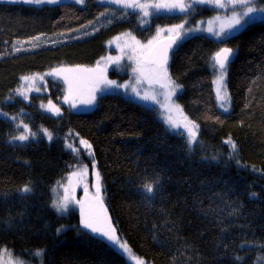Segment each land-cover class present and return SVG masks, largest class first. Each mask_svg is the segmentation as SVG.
Wrapping results in <instances>:
<instances>
[{"label":"trees","instance_id":"obj_1","mask_svg":"<svg viewBox=\"0 0 264 264\" xmlns=\"http://www.w3.org/2000/svg\"><path fill=\"white\" fill-rule=\"evenodd\" d=\"M193 8L186 14L160 10L143 29L138 13L98 0L83 6L0 0V111L8 114H0V255L9 252L23 264H130L110 242L88 232L79 213L54 209V188L80 164L68 144L78 148L83 139L101 174L106 215L138 258L148 264H257L264 256V248H241L264 244V22L245 25L226 43L191 36L171 53L168 72L181 86L177 102L199 126L191 147L188 135L171 132L155 107L120 94L99 96L90 112L57 117L39 105L57 101L59 83L48 81L51 94L29 103L15 96L22 77L96 64L113 52L107 41L126 31L143 39L158 27L187 19L189 27L223 13ZM221 47L235 50L226 76L228 112L217 102L211 67ZM21 134L29 139H12ZM229 138L235 152L225 143ZM155 180L159 191L146 200L143 186ZM25 185L31 192L21 193Z\"/></svg>","mask_w":264,"mask_h":264},{"label":"snow or ice","instance_id":"obj_2","mask_svg":"<svg viewBox=\"0 0 264 264\" xmlns=\"http://www.w3.org/2000/svg\"><path fill=\"white\" fill-rule=\"evenodd\" d=\"M9 2L17 3V2H23L26 4H34V5H56L60 3V0H9ZM101 3L106 4H114L119 8L123 9H133L139 10L140 18H141V25L146 23V20L144 18H147L151 15H153V12L150 11V9H155L157 12L160 10H164L167 12H180V13H188L190 10H194L193 5L199 4V5H206L212 8L216 9H231V15L228 17V23L227 27L221 26L219 30H214L212 25V21H209V27L202 28L201 26H197L195 28H188L186 31H182L185 28L184 24L175 25L171 29H167L172 38L170 39L169 43L164 45L162 48H152L153 41H149L148 45H142L140 41L136 40L135 45H139L142 49H148V55L146 58H136L135 64L132 67V72L135 75L136 83H141L142 81H147L149 84L150 89L152 86L158 85L159 88L164 89L167 93L166 99H171L172 96L176 94V92L180 89V85L176 84L168 75V60H169V49L172 48V45L176 43L177 40L182 39L184 36H187L189 33L194 32H200V31H206L209 34H211L216 40H218L220 43H226L227 40L235 33L239 32L241 29L245 27V25H249L251 23H254L255 21L259 20L261 22H264V0H190V2H186V0H100ZM75 3L83 5L85 3V0H75ZM109 9H105L104 12L101 13V15L107 14ZM219 17H217L218 19ZM186 22V20H185ZM161 31H165V29H158L157 36H159V33ZM124 35H130V33H126ZM38 39V37L36 38ZM117 40L120 39V37L116 38ZM133 40H135V37H132ZM156 39L155 37L153 38ZM19 50V49H17ZM132 51L135 54L136 47L132 46ZM235 54V50L229 47H221L215 54L211 57V67L214 70V73L216 74V79L213 81L218 87H217V102L218 104L223 108L225 112L229 111L228 104L230 103V97L228 95L227 85L225 78L227 76V70L228 65L232 61V57ZM103 59V58H102ZM108 59L112 60L113 63L119 64V58H111ZM130 60L133 59L132 56L129 57ZM97 64L99 65L100 62L98 61ZM60 71L63 72H69L74 74H79L83 72H90L94 73L95 75L92 77L96 81V86L92 89V95L87 100L82 101V103L86 105H93L96 101V94L97 92H104L107 88H113V87H124L127 88L128 85H119L116 81L107 80L102 73L97 72V69H61ZM46 75H57L55 72L47 73ZM22 80L26 82H34L37 79H41L42 77L39 76H32V77H22ZM81 77L79 75H74L71 79L68 77H65V83L69 86V94L71 95L73 91L74 84L79 83ZM103 84V87H100V84ZM255 83V81H253ZM29 91L36 90L39 91V89L34 88L32 85L28 88ZM17 95L23 96L25 100H28V96L25 94V91L23 88L17 89ZM132 91L137 93L139 95L138 90L133 87ZM249 91H251V88H249ZM142 100H148L153 99L155 101V97H150L147 93H145L143 96H139ZM67 99V98H66ZM41 107L45 108L46 110H53L55 106L51 105V102H49V105H41ZM73 108L76 107L75 104L72 105ZM177 109H179V106H176ZM245 107L247 108L248 105L246 104ZM2 115L7 116V113H0ZM55 115L60 114V109L55 108L54 110ZM182 115V113H181ZM12 120H15L16 117H9ZM184 121L186 122L183 127L188 133L187 137V143L189 147L193 143L197 141V131H198V125L194 122L188 120L186 116L183 117ZM166 123L170 125L172 128L180 127L181 125L178 124L176 121H173L171 119H167ZM17 127H23L25 133H29V129L27 125L19 124ZM44 132V135L48 137L49 140L52 139L51 134L46 130H42ZM33 138H35V133L31 134ZM13 140H19L21 142L26 141L29 139V136L27 134H21V135H15L12 137ZM225 143L231 145V151H236V145L232 142V140L229 138L225 141ZM80 145L84 148L88 149V154L90 156H93V153L91 152V145L86 141L81 139ZM71 147V145L69 146ZM72 151L76 153L77 155L78 150L76 148H72ZM93 170L96 168L95 160L93 159L92 164ZM97 179H99V173L96 172ZM59 183V182H58ZM143 195L146 200H152L156 193L159 191V180H155L150 183H146L143 186ZM21 193H29L31 192V187L29 185H25L20 189ZM100 192V186L97 184V196L99 197ZM255 193H252V196H255ZM53 206L56 208L58 212H66L68 211V197L65 196L62 200L59 202L53 203ZM81 224L84 228H87L90 230L92 234L99 237L103 241L110 242L112 245L116 246L118 249L123 250L124 252H129L128 245L124 242H121L116 234V230L114 227H112L111 223L107 221L105 218L104 220H100L99 218H90L85 215L83 203H81ZM58 233L61 231V229L57 230ZM260 247L264 248V244L256 245L247 243L242 244L241 248L244 247ZM36 256H42L43 252L42 250H37L35 253ZM236 261H240L243 258L240 256H236L234 258ZM260 261H264V256H257V264H259ZM138 264H144L143 261H138Z\"/></svg>","mask_w":264,"mask_h":264},{"label":"rangeland","instance_id":"obj_3","mask_svg":"<svg viewBox=\"0 0 264 264\" xmlns=\"http://www.w3.org/2000/svg\"><path fill=\"white\" fill-rule=\"evenodd\" d=\"M9 2V0H5ZM63 2H72L75 3V0H60V3ZM99 3L100 0H98ZM77 4V3H76ZM101 4H106V3H101ZM34 5V4H32ZM80 5V4H78ZM84 5V4H83ZM80 5V6H83ZM115 7L118 10H130L133 12H136L140 15L139 10H133V9H123L119 8L114 4H106ZM222 14H217L215 16H212L210 18L206 19H200L196 20L195 25H189V20L187 19L186 22L185 20L181 22L180 24H184L185 28L182 31H186L188 28H195L197 26H201L202 28H207L209 27V21H212V27L214 30H219L221 26L227 27L228 23V17L231 15L232 10L231 9H221ZM150 11L153 12V15L157 13L155 9H150ZM149 16L147 18H144L146 20V23L141 25L140 27L145 29L149 26L150 24V18L152 16ZM217 17H219L217 19ZM141 19V18H140ZM179 25V24H178ZM175 25L171 27H158L155 29V32L153 35L148 36L146 35L143 39L136 38L135 35H133L130 31H126L122 34H119L115 37L110 38L107 43H106V48L109 52L106 56L101 58L99 60L100 64L98 65L97 63L90 66V67H81V66H61L56 69L48 70L44 73L40 74H34L35 76L42 77L41 79H37L34 82H26L24 80H21L20 88H23L25 91V94L28 96V100H25L23 96L17 95L16 91V98L24 101V102H31V99L33 96H45V95H50L51 92L47 86L48 81L56 82L59 83L62 87L61 94L57 101H43L40 103L39 108L42 110V112L52 115V116H61L64 111H67V113H84V112H90L95 108L96 101L94 102L93 105L89 106L82 101L87 100L90 95H92V89L96 86V81L92 79V77L95 75L94 73L90 72H83L79 74H74V73H69V72H63L60 71L61 69H97V72H100L103 74V76L107 80L111 81H116L117 84L119 85H128L127 88L124 87H113V88H107L104 92H97L96 97L98 98L99 96L103 94H120L123 97L132 100L134 102L140 103L142 105H145L147 107H155L158 110L159 114V119L165 124V126L174 133L177 132H182L183 134H187V131L183 127V125L186 123L183 119L184 116L188 118V116L185 114V111L183 107L177 102V96L179 95L178 93L180 92V89L176 92L174 96L171 97V99H166V91L164 89L159 88L158 85H153L152 88L150 89L149 84L147 81H142L141 83H136L135 80V75L132 72V67L135 64L136 58H146L148 54V49H142L140 48L139 45H135V41L138 40L142 45H148L149 41H153L152 46L160 39L164 37H172L171 34L166 31L167 29L173 28ZM158 29H165V31H161L159 33V36H157V31ZM126 33H130V35H124ZM238 32H235L236 34ZM201 35L204 34L206 36H209L211 38H214L211 34H209L206 31H200V32H194V33H189L187 36H184L182 40H185L191 36L194 35ZM120 37L119 40L116 38ZM132 37H135V40L132 39ZM156 38L155 40L153 38ZM132 46L136 47V52L135 54L132 51ZM151 46V47H152ZM132 56L133 59L130 60L129 57ZM109 57L115 59L119 58V64L113 63L112 60L108 59ZM168 67V66H167ZM55 72L57 75H46L47 73ZM34 75L26 76V77H32ZM74 75H79L81 77L78 85L74 84L73 86V91L71 95L69 94V86L68 84L65 83L64 78L68 77L71 79ZM168 75L170 77V74L168 72ZM171 78V77H170ZM216 79V74L214 77V80ZM226 81V78H225ZM32 85L34 88L39 89V91L32 90L29 91L28 88L29 86ZM100 87H103V84H100ZM135 87L138 90L139 95L137 93L132 91V88ZM218 87V86H217ZM145 93H147L150 97H155V101L153 99H148V100H142L139 98V96H143ZM229 95V93H228ZM67 98V99H66ZM96 98V100H97ZM49 102H51L52 106H55L53 110L49 111L46 110L45 108L41 107V105H49ZM75 104L76 107L73 108L72 105ZM179 106V109H177L176 106ZM228 107L230 109V103L228 104ZM55 108L60 109V114L55 115L54 110ZM220 109L223 111V109L220 106ZM0 113H2L0 111ZM182 113V115H181ZM167 119H171L173 121H176L178 124H180V127L177 128H172L168 123H166ZM188 120H190L188 118ZM191 121V120H190ZM185 132V133H184ZM76 133L74 131H70L68 134V137H70L72 140H76ZM81 140V139H80ZM80 140H77V146H70L68 144V148H76L78 150V155L75 153L74 157L78 160L80 164H76L75 168L67 174L65 180L63 182H60L55 188H54V199L55 202H59L62 200L65 196L68 197V211L66 212H58L56 208L54 207L55 211L58 214L66 215L70 212H77L81 215V203H83L84 207V212L86 206H98L101 208L104 207L105 203V194H104V189H103V183H102V178L100 171L97 167V162L95 160L94 155L90 156L88 154V149L84 148L83 146L80 145ZM18 142H21L17 140ZM80 150H83L80 151ZM91 152L93 153V150L91 149ZM74 153V152H73ZM93 159L95 160L96 168L93 170L92 164H93ZM96 172L99 173V179H97ZM97 184L100 186V192H99V197L97 196ZM81 217V216H80ZM82 219V217H81ZM121 242L126 243L124 240L119 238ZM127 244V243H126ZM128 245V244H127ZM115 251L123 255L127 261L130 264H138V261H143L144 264H148L144 259H140L137 256H135L132 251V249L129 247V252H124L121 249H118L116 246L112 245ZM0 264H23L20 260L16 259L11 253L9 252H2L0 255Z\"/></svg>","mask_w":264,"mask_h":264},{"label":"water","instance_id":"obj_4","mask_svg":"<svg viewBox=\"0 0 264 264\" xmlns=\"http://www.w3.org/2000/svg\"><path fill=\"white\" fill-rule=\"evenodd\" d=\"M172 37H166V38H163V39H160L158 40L153 46L152 48H162L164 45L168 44L170 39ZM179 40L176 41L175 44L172 45V48L169 49V58H170V55L171 53L174 51V49L176 48L177 44H178ZM148 55V54H147ZM233 58V57H232ZM86 212H87V215L90 217V218H99L100 220H104L105 218L107 219L108 222H110V219L107 217L106 215V212L104 210V208H98V207H87L86 208ZM111 223V222H110ZM83 226V225H82ZM88 232H90L89 229L85 228ZM91 233V232H90ZM94 235V234H93Z\"/></svg>","mask_w":264,"mask_h":264},{"label":"flooded vegetation","instance_id":"obj_5","mask_svg":"<svg viewBox=\"0 0 264 264\" xmlns=\"http://www.w3.org/2000/svg\"><path fill=\"white\" fill-rule=\"evenodd\" d=\"M88 205H89V204H88ZM88 205H87L86 207H92V206H88ZM85 215L88 216V215H87V212H86V208H85ZM88 217H89V216H88Z\"/></svg>","mask_w":264,"mask_h":264}]
</instances>
